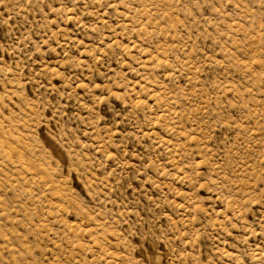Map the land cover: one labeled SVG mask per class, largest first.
<instances>
[{
  "label": "rangeland",
  "instance_id": "374dc122",
  "mask_svg": "<svg viewBox=\"0 0 264 264\" xmlns=\"http://www.w3.org/2000/svg\"><path fill=\"white\" fill-rule=\"evenodd\" d=\"M0 264H264V0H0Z\"/></svg>",
  "mask_w": 264,
  "mask_h": 264
}]
</instances>
